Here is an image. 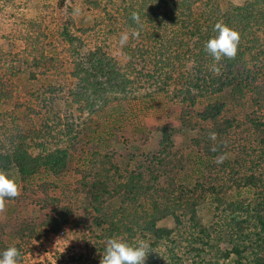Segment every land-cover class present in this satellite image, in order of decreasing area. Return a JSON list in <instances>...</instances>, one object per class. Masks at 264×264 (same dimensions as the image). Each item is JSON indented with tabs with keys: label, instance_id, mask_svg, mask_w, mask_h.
I'll list each match as a JSON object with an SVG mask.
<instances>
[{
	"label": "rangeland",
	"instance_id": "obj_1",
	"mask_svg": "<svg viewBox=\"0 0 264 264\" xmlns=\"http://www.w3.org/2000/svg\"><path fill=\"white\" fill-rule=\"evenodd\" d=\"M61 1L64 7L69 0H14L10 10L13 15L0 16V146L9 150L22 146L41 157L60 154L65 149L70 156L66 168L58 175L41 170L29 182L18 183L20 195L6 199V210L0 213V244L24 242L23 245L28 246L24 264H76V261L91 264L100 260L103 253L100 247H105L106 241L98 245L99 234L106 238V232L111 229V238L129 243L138 239L149 242L152 251L146 264L213 262L229 247L227 237H212L206 247L211 250L206 253L190 246H196L192 242L194 238H201L199 228L216 219L219 224L220 221L225 223V218L214 206L213 193L201 194L199 188L194 190V185L201 180L203 172L207 173L206 167L212 171L209 180L214 186L222 180L226 166L229 171L240 169V174L242 170L245 174L259 176L264 168L262 160L254 154L253 144H242V148L237 145L239 153L233 152L232 158L215 163L220 155L211 150L216 147V140L209 138L208 130L203 128L206 126L202 124V128L195 129L197 126L188 122L187 116L185 123L180 120L184 110L191 112L193 108L190 118L197 122L209 100V97L193 100L181 95L188 86L187 76H175L172 86L168 87L162 86L160 80L137 76L136 71L123 66L126 90L104 88L96 97L87 89L76 87L71 76L74 55L70 54L68 42L58 34L65 20V10L41 6H58ZM32 21L40 24L47 21L48 28L43 24L41 31L29 32L32 39L18 38L16 35L30 28ZM91 39L94 44L102 42V38L97 37H86L84 41ZM105 40L108 43L105 49L109 48L110 54L121 61L117 42L110 38ZM26 47L33 56L40 57L42 53L55 59L54 67L63 72L62 82L70 86L64 95L52 98L43 95L48 81L41 75L31 76L28 60L22 55ZM14 52L20 55L17 57ZM161 75L164 79V72ZM70 89L84 94L72 103V96L67 93ZM191 101H194L193 106ZM258 112L262 114L264 106ZM163 124L175 128L172 143L166 149L161 147L156 159L147 157L160 150L158 130ZM230 134L237 135L232 131ZM168 178L170 187L178 190L179 201L175 198V202L156 211L152 198H158L165 191ZM252 198L245 188L233 187L223 199L226 207H231L227 211L228 219L237 229L236 222L242 216H249L243 210ZM193 200L198 201L194 213L191 204L185 207ZM164 207L169 209L164 210ZM56 208L67 219L61 228L64 234L46 235L49 219L53 217L54 222L63 219ZM171 211L177 218L169 216ZM106 217L112 221L104 223L102 220ZM153 219H159L155 220L156 226L174 229L173 241H154L150 231L155 223ZM97 223L100 224L95 225ZM240 228L242 233L254 232L250 221L243 222ZM235 234L234 239L240 240L238 230ZM223 261L219 258V263Z\"/></svg>",
	"mask_w": 264,
	"mask_h": 264
},
{
	"label": "trees",
	"instance_id": "obj_2",
	"mask_svg": "<svg viewBox=\"0 0 264 264\" xmlns=\"http://www.w3.org/2000/svg\"><path fill=\"white\" fill-rule=\"evenodd\" d=\"M13 1L0 0V16L13 15L10 11ZM62 3L63 1L58 6L54 4L41 6L45 9L50 7L51 10L55 8L65 10V20L58 34L68 42L70 54L74 55L71 76L75 79L76 87L81 90L87 89L96 97L104 88L111 90L118 87L119 91L126 90L123 84L126 77L125 72H122L123 66L130 71H136L137 76L160 80L162 86L168 87L172 86L171 80L175 76H187L188 86L181 95L188 99L209 97V100L203 106L197 122L194 123L190 118L193 108L191 112L184 110L180 120L185 123L187 116L188 122L197 126L195 129L202 128L203 124L206 126L203 128L209 133L215 132L217 154H223L227 158H232L233 152L239 153L237 145L242 148V144H253L254 154L262 160L264 168V112L262 114L258 112L264 106V0H69L64 7ZM133 12L139 16L138 22L131 18ZM50 15L52 13L48 16ZM49 20L50 18L47 19ZM47 21H43V24ZM217 22L226 24L240 34L236 57L224 58L218 64L204 49L206 41L216 35L213 26ZM43 24L32 21L30 28L26 27V31L19 32L16 36L25 40L32 39L29 32L35 33ZM1 27L0 25V29ZM132 31H138L139 37L130 36L128 43L121 47L120 35ZM105 32L109 34H104ZM86 37L102 38V42L100 40L94 44L92 39L87 42L84 41ZM108 38L114 39L117 47L121 49V61L119 58L117 61L110 54L109 48L105 49L108 47L105 39ZM14 54L17 57L20 55L15 52ZM22 55L28 60L26 63L30 65L31 76L41 75L45 77L46 82L48 81L43 95L48 94L49 98H52L66 93L70 86L67 87L66 82H62L60 75L63 72L54 67L55 59L52 56L45 57L42 53L39 54L40 57L33 56L31 49L27 47L23 49ZM214 64L219 67V74L211 70ZM170 68H173L174 72ZM162 72L167 81L162 78ZM62 79L64 80L63 77ZM81 90L78 92L70 89L67 92L72 96V103L84 94ZM190 104L193 106L194 101ZM174 131L175 128L168 124L160 126L158 130L160 150L147 157L156 159L162 151L161 147L166 149L170 146ZM231 131L237 135L232 136ZM244 136L247 138L243 139ZM69 158L65 149L60 154L53 153L41 157L22 146L12 150L0 146V171L5 172L16 183L29 182L30 178L41 170L48 171L54 176L58 175L66 168ZM206 168L207 173L203 172L201 180L195 183L194 190L199 188L197 190L201 194L213 193L216 199L213 200L214 206L223 212L225 223L219 220V224L216 219L203 229L199 228L201 238H194L192 242L196 246L190 247L192 249L196 247L206 253L211 250L207 248L212 242V237H227L229 247L219 256L224 261L219 263V258H216L213 262L205 264H264V169L260 170L259 176H254L252 173L245 174L242 170L240 174V169L229 171L226 166L222 171V180L214 186L209 180L212 171L209 167ZM235 175L239 177L236 178ZM239 178L243 182H240ZM233 187L245 188V192L253 195L252 201L245 205L243 210L249 216H242L240 221H235L238 229L228 219L227 211L231 210V207L227 208L223 202ZM177 191L170 187L168 178L165 191L158 198L157 196L152 198L154 210L157 211L159 207L175 202V198L178 200ZM197 202L195 200L187 202L185 207L187 208L188 203L191 204L190 209L194 213ZM58 213L63 219L54 222L53 217L48 218L50 226L48 225L47 231H44L45 234L58 232L67 221L62 212ZM169 216L177 218L173 211L169 212ZM162 217L164 216H160ZM155 220L153 219L154 226L150 228L154 241L160 243L168 242L170 239L173 241L174 229L156 226ZM102 221L108 223L112 219L106 217ZM249 221L254 232L242 233L241 229L246 228L240 227L243 222L246 224ZM203 230L207 233L203 234ZM236 230L240 233L238 236L240 240L234 239ZM116 231L119 233V229ZM98 237L100 247L102 242L113 237V232L110 229L106 232V238L103 234L101 236L99 234ZM23 243L0 244V254L8 247L15 246L21 252L19 264H24L28 246H24ZM213 244L215 245L214 242ZM100 249L104 252L105 247L102 246ZM76 264L82 262L76 261ZM91 264H100V260Z\"/></svg>",
	"mask_w": 264,
	"mask_h": 264
},
{
	"label": "clouds",
	"instance_id": "obj_3",
	"mask_svg": "<svg viewBox=\"0 0 264 264\" xmlns=\"http://www.w3.org/2000/svg\"><path fill=\"white\" fill-rule=\"evenodd\" d=\"M79 11L78 9L76 10ZM131 18L138 22L139 16L133 12ZM213 31L216 33L208 39L204 45V49L217 64L224 58L234 59L237 55L238 45L240 42V34L238 31L230 28L222 22H217L213 26ZM139 37L138 31L124 32L119 37L121 47L125 46L129 38ZM213 73L219 74L220 69L215 64L212 69ZM209 138L216 140L215 132L209 133ZM212 151H217L215 146ZM226 159V156L221 154L215 160V163L221 164ZM21 187L13 179L0 171V213L6 210V199H15L20 195ZM152 251L149 242L138 239L129 243L120 238H108L105 242V249L100 258V264H146L147 257ZM21 252L15 246H10L0 254V264H19Z\"/></svg>",
	"mask_w": 264,
	"mask_h": 264
},
{
	"label": "built area",
	"instance_id": "obj_4",
	"mask_svg": "<svg viewBox=\"0 0 264 264\" xmlns=\"http://www.w3.org/2000/svg\"><path fill=\"white\" fill-rule=\"evenodd\" d=\"M57 234H56V236H60V235H63L64 234V230L63 229H61V230H59L58 232H56ZM57 238V237H56Z\"/></svg>",
	"mask_w": 264,
	"mask_h": 264
}]
</instances>
